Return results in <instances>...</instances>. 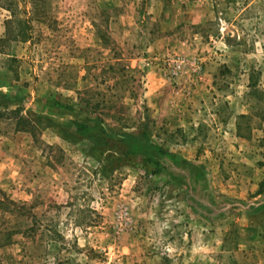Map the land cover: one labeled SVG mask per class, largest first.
I'll return each mask as SVG.
<instances>
[{"label": "rangeland", "instance_id": "374dc122", "mask_svg": "<svg viewBox=\"0 0 264 264\" xmlns=\"http://www.w3.org/2000/svg\"><path fill=\"white\" fill-rule=\"evenodd\" d=\"M262 186L264 0H0V264H264Z\"/></svg>", "mask_w": 264, "mask_h": 264}, {"label": "trees", "instance_id": "16d2710c", "mask_svg": "<svg viewBox=\"0 0 264 264\" xmlns=\"http://www.w3.org/2000/svg\"><path fill=\"white\" fill-rule=\"evenodd\" d=\"M76 132L80 135H95L99 134L105 139L117 138V142L127 144L129 146V152L132 155L138 152L143 154L144 158L149 162L150 165L155 167L156 174L169 173L173 176H178L179 179H184L187 176L190 178V186L194 183L195 179L200 175L199 168L190 163L189 161L183 160L176 154H172L162 148L160 145L156 144L147 134V132H132L129 134L117 133L112 129H109L102 120H97L94 123L89 124H77ZM187 175V176H186ZM261 188H264L262 186ZM190 196V194H189ZM192 196V194H191ZM189 197L191 202L194 204L197 213L205 217L207 221H213L221 213L217 211V204L209 205L208 203L200 202L194 200L193 197ZM193 198V201H192ZM231 209H239L238 206L233 205ZM264 209V205L260 207L249 209V212H260Z\"/></svg>", "mask_w": 264, "mask_h": 264}, {"label": "crops", "instance_id": "0c3cea01", "mask_svg": "<svg viewBox=\"0 0 264 264\" xmlns=\"http://www.w3.org/2000/svg\"><path fill=\"white\" fill-rule=\"evenodd\" d=\"M262 197V196H261ZM263 202H264V200H263ZM205 233H206V230L205 229H198V231H197V236L198 237H202V239L201 240H198L199 241V248L200 247H202V244H204V245H206V243H205V240H206V237H205ZM214 236V235H213ZM212 236V237H213ZM215 237V236H214ZM203 248V247H202ZM201 251H203V250H201ZM198 264H202V263H200V262H198Z\"/></svg>", "mask_w": 264, "mask_h": 264}, {"label": "built area", "instance_id": "2783aa9c", "mask_svg": "<svg viewBox=\"0 0 264 264\" xmlns=\"http://www.w3.org/2000/svg\"><path fill=\"white\" fill-rule=\"evenodd\" d=\"M124 215V213H122ZM122 214L120 213V216L119 217H122ZM125 216V215H124Z\"/></svg>", "mask_w": 264, "mask_h": 264}]
</instances>
